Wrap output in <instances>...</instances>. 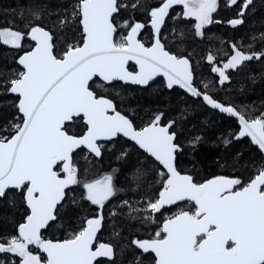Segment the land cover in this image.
Returning <instances> with one entry per match:
<instances>
[{"label": "snow or ice", "instance_id": "6c2138e0", "mask_svg": "<svg viewBox=\"0 0 264 264\" xmlns=\"http://www.w3.org/2000/svg\"><path fill=\"white\" fill-rule=\"evenodd\" d=\"M252 3L227 0L228 7L240 5L238 18L228 23L242 24ZM174 5H182V17L195 19L196 34L202 36L205 26L214 23L219 0H161L148 12L153 30L150 46L138 39L144 23L134 18L116 23V16L129 8L135 11L139 0H76L73 10L66 12L59 24L63 28L70 20H78L82 35L59 54L52 32L40 23L43 14L39 11L32 13V22L24 30L15 25L0 27V43L22 51L16 61L22 70L0 84L6 93L16 95L20 114L0 125V198L8 191L18 192L29 210L16 234L0 242V254H14L19 264H98V258H108L114 264L113 245L94 246L104 220L102 209L116 194L114 176L105 174L81 181V169L73 157L83 146L88 155L99 158L104 149L100 141L110 142L123 134L164 169L158 173L162 185L158 196L142 210L148 213L145 219L154 220V214L166 205L185 201L193 204L192 210L181 209L166 217L152 238L131 241L142 256L154 254L153 264H264V165L247 180L218 175L197 183L192 175L177 169L181 146L171 130L175 121L162 124L164 113L160 112L137 128L132 119L117 110L112 99L91 87L94 77L108 84L124 81L148 85L163 76L169 89L178 85L192 96L202 97L211 107L237 117L241 125L237 138L251 137L264 152V112L249 120L235 107L214 99L207 91L208 84L203 85L205 91H200L194 86L189 58L168 51L162 42L161 29ZM120 29H125L126 35L120 34ZM25 39L34 46L24 50ZM231 48L232 54L222 67L212 68L221 84L229 80L226 70L264 58V50L246 53L235 43ZM207 60L215 63L216 57L209 53ZM130 61L138 71L128 70ZM81 118L86 131L71 133L70 124ZM199 140L197 137L191 143ZM127 155L122 152L118 159ZM83 171L87 174V167ZM72 186L82 187L81 200L98 206V214L87 218L68 238H44L42 229L58 219ZM70 203L77 201L73 198ZM11 264H17L16 260ZM134 264H143L141 257H136Z\"/></svg>", "mask_w": 264, "mask_h": 264}, {"label": "trees", "instance_id": "16d2710c", "mask_svg": "<svg viewBox=\"0 0 264 264\" xmlns=\"http://www.w3.org/2000/svg\"><path fill=\"white\" fill-rule=\"evenodd\" d=\"M124 2L131 3L132 0ZM160 2L139 0L140 6L135 11L130 8L122 10L116 16V23L134 18L147 24L150 21L148 12ZM75 4L76 0H0V27L15 25L24 30L32 22V13L39 11L43 14L40 23L55 36V49L59 54L68 43L82 35L78 20H70L63 28L59 24L60 19L66 12L70 13ZM239 11V4L228 7L227 0H219V7L213 13L214 23L203 29L202 36L196 34L195 19L173 21L172 16H169L164 24L162 38L167 48L191 60L197 87L205 91L203 85L208 84L209 88L212 84V90L207 91L214 99L235 106L248 119H255L264 112V58L245 61L239 68L226 71L229 80L223 85L219 83V74L212 71L214 63L207 60L211 53L216 57L215 63L226 62L232 54L233 43L246 53L264 50V39H261L264 35V0H253L242 17L243 23L232 26L228 21L238 18ZM120 34L126 35V30L120 29ZM31 45L29 39L24 40V50H28ZM20 54L21 50L0 43V84L10 81L16 72L22 70L16 63ZM101 83L104 87H97ZM91 87L99 95L110 97L117 110L130 117L137 126H144L160 112L164 113V122L175 121L174 131L181 146L177 167L180 172L192 175L196 182L218 175L247 180L257 168L264 165V156L257 147L247 138H235L238 133L235 119L208 107L202 99H195L178 88L167 89L160 80L143 88L118 82L106 84L98 78L91 83ZM16 103V97L0 87V125L8 124L14 117L20 116ZM69 128L74 134H82L86 129L82 118L70 124ZM197 137L200 140L193 145L191 142ZM226 140L229 143L225 144ZM103 145L101 157L88 155L85 149H81L74 154V161L81 169V181L113 174L116 194L105 203V222L100 235L114 243L116 256L122 259L121 264H134L133 258L138 249L131 241L146 238L154 230V223L151 219H145L148 213L142 210L161 190V178L158 175L161 170L151 167L148 162L144 165L143 152L122 136L106 141ZM125 151L128 155L118 159ZM86 167L88 172L84 174ZM82 194L81 186H73L68 191L65 206L59 209L58 219L43 232L44 238H68L80 229L88 216L94 214L97 206L81 200ZM73 198L76 204L70 203ZM122 198H127L133 204L130 206ZM28 211L18 192L8 191L6 197L0 198V242L16 234L18 224L24 221ZM147 257L142 259L143 264L149 262ZM13 260L19 264L17 257L0 255V261L11 264Z\"/></svg>", "mask_w": 264, "mask_h": 264}, {"label": "flooded vegetation", "instance_id": "af4514ba", "mask_svg": "<svg viewBox=\"0 0 264 264\" xmlns=\"http://www.w3.org/2000/svg\"><path fill=\"white\" fill-rule=\"evenodd\" d=\"M182 11H183V8L182 7H176V8H174V9H172L171 10V12H170V14H169V16H172V19H174L173 21H178V20H187L188 18H184V17H182V15H180L181 13H182ZM168 16V17H169ZM145 24V23H144ZM146 25V27L143 29V31H142V34H141V36H140V39L146 44V46H150V43H151V41H152V36H153V30H152V28H151V26H150V23L148 22L147 24H145ZM163 28H164V26L162 27V29H161V37H162V32H163ZM162 42L164 43V41H163V38H162ZM32 43V42H31ZM166 45V44H165ZM34 46V44L32 43V45H31V47H33ZM166 48H167V45H166ZM167 50H169L170 52H173V51H171L169 48H167ZM173 53H175V52H173ZM177 56H185V55H181V54H177V53H175ZM21 55V54H20ZM129 69L130 70H132V71H137L138 70V66L137 65H135V64H133V63H130V65H129ZM99 79V78H98ZM162 81L163 83H164V85L166 86V82H165V80L164 79H162V78H158V79H156V80H154L152 83H154L155 81ZM95 81V80H94ZM93 81V82H94ZM115 83H117V82H115ZM118 83H120V82H118ZM151 83V84H152ZM130 86H132V85H130ZM134 87H142V86H134ZM144 88V87H143ZM166 88L167 89H169L167 86H166ZM179 89V88H178ZM171 90V89H170ZM14 96V95H13ZM16 97V96H15ZM16 100H17V97H16ZM131 119V118H130ZM251 120V119H250ZM134 122V121H133ZM169 122V121H168ZM168 122H164V119L162 118V121H161V123L162 124H167ZM135 124V123H134ZM238 124V123H237ZM135 126L137 127V128H140V127H142V126H137L136 124H135ZM86 130V129H85ZM172 131H174V126H173V128L171 129ZM240 130V126L238 125V131ZM175 132V131H174ZM176 133V132H175ZM120 137V136H119ZM118 137V138H119ZM117 138V139H118ZM126 139V138H125ZM248 139V138H247ZM114 140H116V139H114ZM128 140V139H127ZM249 140V139H248ZM111 141H113V140H111ZM130 141V140H129ZM250 141V140H249ZM104 142H106V141H103V142H101V143H104ZM130 142H132V141H130ZM251 142V141H250ZM133 143V142H132ZM176 143H178V141H177V136H176ZM252 143V142H251ZM135 144V143H134ZM179 144V143H178ZM136 145V144H135ZM180 145V144H179ZM137 146V145H136ZM138 147V146H137ZM139 148V147H138ZM84 149V148H83ZM81 150V149H80ZM86 150V149H85ZM139 150H141V152H143V154L145 155L144 157V159H143V162H144V165L146 164V162H148L149 163V165H151V167H154V168H159V170H161V171H164V169H163V167H162V165H160L159 163H158V161H156L155 160V158H153V157H151L150 155H148L147 153H145V151H143L142 149H140L139 148ZM259 150V149H258ZM79 151V150H78ZM77 151V152H78ZM87 151V150H86ZM181 151V150H180ZM260 151V150H259ZM76 153V152H75ZM74 153V154H75ZM73 159H74V157H73ZM177 159H178V153H177ZM178 166V165H177ZM178 170H179V168H178ZM181 173H183V172H181ZM197 183H199V182H197ZM72 188V187H71ZM124 201H126V202H128V204L131 206L132 204H133V202H131V201H129V200H127V198H122ZM190 203L191 202H188V201H185V202H179V203H177L176 205H168V206H165L163 209H161V211L159 212V213H155L154 214V220H152L151 219V222L152 223H154L153 225H155L154 227H153V232L148 236V237H146V238H142V239H149V238H152L153 236H154V234H155V232L157 231V230H159V228L160 227H162V224H163V221L165 220V218L166 217H168V216H171V215H173V214H175V213H177L178 211H180L181 209H183V210H192L193 209V204L191 203V205H190ZM104 208H105V206H104ZM104 208L102 209V213H103V217H104V220H103V227H102V230L99 232V234H98V236H97V239H96V242H95V245L94 246H98L100 243H108V244H111V245H113L114 246V252H115V257H114V264H121L122 262H121V260L122 259H120V257H118L117 258V256H116V253H117V250H116V247H115V245H114V243L110 240V239H108V238H106L105 236H101L100 234L101 233H103V228H104V222H105V210H104ZM97 210H95V212H94V214H92V215H90V216H88L87 218H89V217H92V216H95V215H97L98 214V206H97V208H96ZM86 218V219H87ZM155 222H156V224H155ZM136 239V238H135ZM139 239V238H138ZM136 248V247H135ZM137 249V248H136ZM136 255L134 256V261H135V259H136V257H141V259H146V256H148L147 258L149 259V262L148 263H145V264H153V255L154 254H146V255H141V252H140V250H136ZM129 260H131L130 258H129ZM98 264H111V262L109 261V259L108 258H98Z\"/></svg>", "mask_w": 264, "mask_h": 264}, {"label": "water", "instance_id": "95a60500", "mask_svg": "<svg viewBox=\"0 0 264 264\" xmlns=\"http://www.w3.org/2000/svg\"><path fill=\"white\" fill-rule=\"evenodd\" d=\"M176 7H182V5H174L173 6V8L172 9H174V8H176ZM183 8V7H182ZM172 9H170L169 10V14H170V12H171V10ZM167 18L168 17H166V19H165V22H166V20H167ZM142 23V22H141ZM164 26V25H163ZM162 26V27H163ZM142 31H143V29L141 30V34H142ZM141 34L138 36V39H140V36H141ZM53 37H54V39H55V36L53 35ZM30 40V39H29ZM31 41V40H30ZM32 42V41H31ZM33 44H34V42H32ZM169 51V50H168ZM22 55V54H21ZM187 57V56H186ZM17 60H18V58H17ZM190 60V59H189ZM190 62H191V60H190ZM130 63H133V64H135V62L134 61H130L129 62V64H128V70L129 71H132V70H130L129 69V65H130ZM136 65V64H135ZM242 65V64H241ZM241 65H239L237 68H239ZM21 67V66H20ZM191 67H192V70H193V64H192V62H191ZM22 68V67H21ZM236 68V69H237ZM228 70H235V69H228ZM228 70H226V71H228ZM138 71V70H137ZM132 72H135V71H132ZM193 75H194V86L195 87H197L196 85H195V73H194V70H193ZM96 78H98V77H94L93 78V81L96 79ZM158 78H162V79H164L165 80V82H166V78L165 77H163V76H158V77H155L154 78V80H156V79H158ZM100 79V78H99ZM101 80V79H100ZM153 80V81H154ZM93 81H90V84L93 82ZM102 81V80H101ZM153 81H150L149 82V84L148 85H136V84H132L131 82H124V81H113V82H111V84L112 83H115V82H120V83H122V84H124V85H132V86H142V87H147V86H149ZM103 82V81H102ZM105 83V82H104ZM167 83V82H166ZM106 84H108V83H106ZM221 84V83H220ZM224 84V83H223ZM223 84H221V85H223ZM173 88H179L180 90H182L183 92H185L187 95H189V96H191V97H193V98H195V99H202V97H194V96H192L190 93H188L187 92V90H185V89H182L180 86H178V85H174L173 86ZM173 88H171V89H173ZM200 91H202L199 87H197ZM10 94V93H9ZM11 95H14V94H11ZM14 96H16V95H14ZM108 97V96H107ZM108 98H110V97H108ZM111 99V98H110ZM203 100V99H202ZM218 101V100H217ZM203 102L208 106V107H210V108H212V109H215V108H213V107H211L210 105H208L204 100H203ZM218 102H220V101H218ZM115 103V102H114ZM220 103H222V102H220ZM223 104V103H222ZM225 105V104H224ZM226 106H228V105H226ZM233 107H235V106H233ZM236 108V107H235ZM237 109V108H236ZM215 110H217V111H219L220 113H222V114H224V115H227L228 117H231V118H233V119H235L236 121H237V123H238V125L240 126V129H241V125H240V122H239V120H238V118L237 117H234V116H232V115H230V114H228V113H224V112H222L221 110H219V109H215ZM119 111V110H118ZM237 111H239L238 109H237ZM121 112V111H120ZM122 114H124V113H122ZM125 115V114H124ZM130 118V117H129ZM247 118V117H246ZM248 119V118H247ZM250 120V119H249ZM84 122V121H83ZM86 131V130H85ZM240 131V130H239ZM239 131H238V133H239ZM238 133L236 134V139H244V138H248L251 142H252V140H251V137H249V136H245V137H239V138H237V136H238ZM119 136H122V137H124L123 136V134H119L117 137H114L112 140H114V139H117ZM124 138H126V139H128V140H130L129 138H127V137H124ZM131 141V140H130ZM101 142H103V141H100V143ZM133 142V141H132ZM133 143H135V142H133ZM252 144L255 146V147H257L258 149H259V147L257 146V145H255L253 142H252ZM138 146V145H137ZM84 147L82 146L80 149H83ZM80 149H78V150H80ZM85 149V148H84ZM78 150H76V152L78 151ZM260 150V149H259ZM144 151V150H143ZM260 152L262 153V155L264 156V152H262L261 150H260ZM146 153V152H145ZM148 154V153H147ZM148 155H150V154H148ZM151 156V155H150ZM159 163V162H158ZM176 166H177V158H176ZM177 169H178V167H177ZM182 174H184V173H182ZM187 174V173H186ZM190 175V174H189ZM73 187V186H72ZM67 191V190H66ZM179 203V202H178ZM192 203V202H191ZM166 206H168V205H166ZM51 224V223H50ZM102 227H103V223H102ZM102 227H101V229L97 232V236H98V234H99V232L102 230ZM48 228V227H47ZM46 228V229H47ZM46 229H42V235H43V232L46 230ZM96 239H97V237H96ZM95 242H96V240L94 241V245H95ZM32 248H34L35 249V246H32ZM6 254V253H5ZM1 255V254H0ZM11 256H14L15 257V255L14 254H10ZM19 259V258H18Z\"/></svg>", "mask_w": 264, "mask_h": 264}, {"label": "rangeland", "instance_id": "374dc122", "mask_svg": "<svg viewBox=\"0 0 264 264\" xmlns=\"http://www.w3.org/2000/svg\"><path fill=\"white\" fill-rule=\"evenodd\" d=\"M194 19V18H193ZM195 23H196V21H195ZM207 26V25H206ZM205 26V27H206ZM203 31V30H202ZM213 67H222V64H218V63H214V65H213ZM212 67V68H213ZM218 74V73H217ZM208 90H212V84H211V86L208 88ZM252 119V118H251ZM95 177L93 176L92 177V179H94Z\"/></svg>", "mask_w": 264, "mask_h": 264}]
</instances>
